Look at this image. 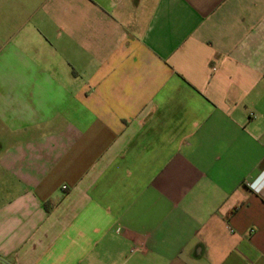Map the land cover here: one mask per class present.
<instances>
[{
    "label": "crops",
    "instance_id": "0c3cea01",
    "mask_svg": "<svg viewBox=\"0 0 264 264\" xmlns=\"http://www.w3.org/2000/svg\"><path fill=\"white\" fill-rule=\"evenodd\" d=\"M264 0H0V264H264Z\"/></svg>",
    "mask_w": 264,
    "mask_h": 264
},
{
    "label": "built area",
    "instance_id": "2783aa9c",
    "mask_svg": "<svg viewBox=\"0 0 264 264\" xmlns=\"http://www.w3.org/2000/svg\"><path fill=\"white\" fill-rule=\"evenodd\" d=\"M249 188L264 200V172L258 179L249 184Z\"/></svg>",
    "mask_w": 264,
    "mask_h": 264
}]
</instances>
